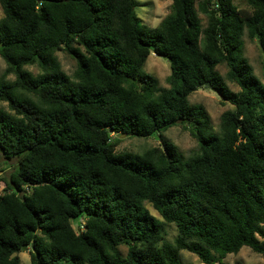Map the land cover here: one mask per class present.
Wrapping results in <instances>:
<instances>
[{
	"label": "trees",
	"instance_id": "1",
	"mask_svg": "<svg viewBox=\"0 0 264 264\" xmlns=\"http://www.w3.org/2000/svg\"><path fill=\"white\" fill-rule=\"evenodd\" d=\"M171 1L159 26L144 28L136 0H1L0 155L15 167L0 177V264H21L25 246L30 264H185L182 251L228 264L244 247L264 255V84L243 55L247 32L264 79V0H248L250 10L204 0L205 27L196 0ZM58 52L76 61L72 76ZM152 53L170 62L168 88L144 71ZM203 88L234 107L219 133L190 103ZM178 125L199 145L187 159L163 138L117 152L112 136Z\"/></svg>",
	"mask_w": 264,
	"mask_h": 264
},
{
	"label": "rangeland",
	"instance_id": "2",
	"mask_svg": "<svg viewBox=\"0 0 264 264\" xmlns=\"http://www.w3.org/2000/svg\"><path fill=\"white\" fill-rule=\"evenodd\" d=\"M137 7L136 13L140 19V24L142 27L156 28L162 22V20L171 13V0H136ZM204 0H196V8L199 13V17L203 22V26L207 25V17L204 13L199 10V3ZM234 4L241 10H250L248 0H233ZM4 16V11L2 8L0 0V20ZM243 55L249 61L250 65L253 67L255 75L263 82L262 78V62H263V52L261 46L256 39H251L248 33H245L243 37ZM58 59L62 65L63 70L70 76H72L76 70V61L70 57L65 52L57 53ZM6 69V64L0 56V76L4 73ZM26 69L32 72L34 75L40 73V68L37 65L27 66ZM144 71L152 76H154L158 82L159 86L162 88H168V79L171 74L170 62L164 58L152 53L146 61ZM219 73L226 78L228 68L225 64L218 67ZM8 79L14 80V76H9ZM228 86L231 90L238 92L239 87L232 82H228ZM191 104H198L204 106L209 117H210V131L213 133L220 132L221 117L229 110H233L234 107L230 103L226 102L221 98V96L216 92L208 88H203L193 93L190 96ZM0 107L7 109V103H1ZM117 142V152L130 151L134 153H142L146 149L152 147H158L162 144V138L169 142L175 144L184 158H189L194 155L199 150L198 142L190 135L188 130L183 125H178L169 129L167 132L161 134H154L148 138H139L136 136L127 135H112ZM15 161H7L0 155V177L8 178L11 172L14 170ZM1 186V185H0ZM0 192H2L0 187ZM153 216H155L160 221H163L159 213L153 208V206L144 202L143 204ZM74 228L78 230V224L74 223ZM167 235L166 240L173 242L177 237L178 231L175 225H167L166 227ZM121 251L123 254L127 253V248L122 247ZM21 258V264H30V249L23 250L19 254ZM182 260L185 264H204L200 259L187 251L181 252ZM228 264H264V255H260L252 251L248 247L242 248L236 254H230L225 259Z\"/></svg>",
	"mask_w": 264,
	"mask_h": 264
},
{
	"label": "water",
	"instance_id": "3",
	"mask_svg": "<svg viewBox=\"0 0 264 264\" xmlns=\"http://www.w3.org/2000/svg\"><path fill=\"white\" fill-rule=\"evenodd\" d=\"M23 250H27V246H25V247L23 248Z\"/></svg>",
	"mask_w": 264,
	"mask_h": 264
}]
</instances>
